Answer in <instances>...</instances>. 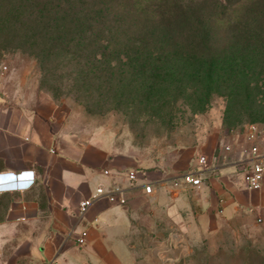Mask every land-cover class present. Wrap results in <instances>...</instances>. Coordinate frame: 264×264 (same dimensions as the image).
Masks as SVG:
<instances>
[{
	"label": "rangeland",
	"instance_id": "374dc122",
	"mask_svg": "<svg viewBox=\"0 0 264 264\" xmlns=\"http://www.w3.org/2000/svg\"><path fill=\"white\" fill-rule=\"evenodd\" d=\"M6 3L0 0V92L29 102L48 97L57 117L80 137H111L145 165L160 159L180 175L209 151L230 157L225 145H242L251 123L264 126V47L233 41L240 27L223 34L218 29L213 47L221 56L206 96L203 77L184 79L186 88L166 83L152 90L127 81L88 83L64 54L38 55L43 23L34 16L13 18ZM141 210L128 239L136 264H264V212L209 221L186 213L176 222L150 206Z\"/></svg>",
	"mask_w": 264,
	"mask_h": 264
},
{
	"label": "crops",
	"instance_id": "0c3cea01",
	"mask_svg": "<svg viewBox=\"0 0 264 264\" xmlns=\"http://www.w3.org/2000/svg\"><path fill=\"white\" fill-rule=\"evenodd\" d=\"M229 152L230 157L209 151L206 167L186 170L200 175L199 188L172 185L183 173H171L160 159L145 165L111 137L76 135L48 97L20 101L1 91L0 264H136L128 239L144 206L176 222H184L186 213L209 221L214 215L264 212V182L258 190L242 182L246 143L231 145ZM133 171L138 178L129 183L126 174ZM144 182L152 183V195L143 192ZM113 183L129 185L125 205L99 197L78 216L83 199L98 185L109 189Z\"/></svg>",
	"mask_w": 264,
	"mask_h": 264
},
{
	"label": "trees",
	"instance_id": "16d2710c",
	"mask_svg": "<svg viewBox=\"0 0 264 264\" xmlns=\"http://www.w3.org/2000/svg\"><path fill=\"white\" fill-rule=\"evenodd\" d=\"M6 6L21 22L34 16L43 23L38 55L64 54L88 83L127 81L152 90L166 83L186 88L184 79L203 77L208 96L220 29L240 27L233 41L264 47V0H7Z\"/></svg>",
	"mask_w": 264,
	"mask_h": 264
},
{
	"label": "built area",
	"instance_id": "2783aa9c",
	"mask_svg": "<svg viewBox=\"0 0 264 264\" xmlns=\"http://www.w3.org/2000/svg\"><path fill=\"white\" fill-rule=\"evenodd\" d=\"M5 70V67H4ZM4 71H1V74ZM244 142L246 143L247 159L244 162L242 169V182L244 187L249 190H258L262 187L264 182V126L258 123H251L248 125L247 131L245 132ZM224 150L228 153L231 150V145H225ZM199 167H206L208 165V159L206 155H199L198 159ZM104 175H108V170H104ZM137 172H129L126 174V179L129 183H134L137 180ZM182 183L191 188H199L201 185L200 175L190 169L184 172L179 178L172 180V185ZM143 192L147 195H152L153 185L151 182H144ZM129 185H123L122 183H113L109 189L105 188L104 184H100L95 189V193L83 199L78 206V216L82 217L88 208L92 205L95 199L99 197H105L109 203L123 206L127 203L126 191ZM261 218L258 217V221ZM86 231L76 238L77 243H84V237Z\"/></svg>",
	"mask_w": 264,
	"mask_h": 264
}]
</instances>
